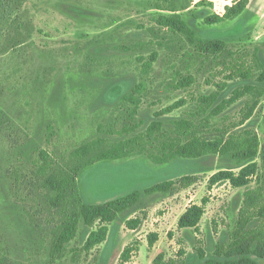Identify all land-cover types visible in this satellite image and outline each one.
Returning a JSON list of instances; mask_svg holds the SVG:
<instances>
[{"label":"rangeland","instance_id":"obj_1","mask_svg":"<svg viewBox=\"0 0 264 264\" xmlns=\"http://www.w3.org/2000/svg\"><path fill=\"white\" fill-rule=\"evenodd\" d=\"M236 1L20 0L19 44L8 43L12 28L0 37V257L10 264H155L158 255L174 264H264L256 252L264 248V0L223 17ZM172 14L195 38L221 39L225 48L201 53L158 25L159 15ZM230 137L223 153L177 154L194 138ZM244 139L258 142L257 154L236 158ZM82 146L87 151L76 155ZM249 162L257 171L246 185L222 180L208 188L215 172ZM78 166L85 203L133 190L140 197L109 223L104 241L87 249L99 224L79 217L75 235L55 252L65 211L47 181ZM165 181L167 189L145 192ZM203 197L198 227L179 228L185 208ZM136 217L140 224L129 228ZM152 233L158 238L150 245Z\"/></svg>","mask_w":264,"mask_h":264},{"label":"trees","instance_id":"obj_2","mask_svg":"<svg viewBox=\"0 0 264 264\" xmlns=\"http://www.w3.org/2000/svg\"><path fill=\"white\" fill-rule=\"evenodd\" d=\"M248 0H238L230 6L225 7V13L223 17H232L240 13L243 8L247 6ZM20 9V0H0V37L9 32V29H14L16 35L8 38L10 47L19 44V27H21L18 21V11ZM214 18V17H213ZM220 18V17H217ZM222 18V17H221ZM158 25L167 28L173 32L184 34L187 39L194 44L196 50L206 54H216L225 48V43L221 39L216 38H195L194 30L183 20L179 15H159L157 18ZM17 25V26H15ZM244 74V73H243ZM246 89L250 87H245ZM254 107H250L248 112L244 116V120L249 118ZM185 124V123H183ZM233 138L223 141L219 139L214 142H202L199 139H192L189 142L182 145L177 154L181 156L196 155L198 154L197 148H212L218 153H223L229 144H232ZM259 144L255 140L244 139L240 147L236 149L232 154L236 158L248 159L257 154ZM87 151V146H82L75 151L76 155H83ZM117 155V150L110 151L102 154V158L113 157ZM261 157L264 161V143L261 145ZM80 166L74 167L69 173L61 174L60 176H53L48 179V187L55 191L53 204L64 207L65 217L63 225L59 235L56 238L54 251L58 252L63 244L69 241L76 233L78 219L81 217L83 223L87 226H92L98 222L97 229L90 231L85 247L87 249L99 244L106 239L108 233V225L116 219L118 214L122 213L132 205H134L140 197L139 190H133L132 192L106 200L98 203H85L80 195L77 187L76 178L80 171ZM257 164L255 162H249L242 166L239 171L220 170L215 172L208 181V188H212L214 184L219 181L227 180L234 186L246 185L250 178L256 173ZM171 184L170 181L160 182L152 187L145 189V192L153 190H164ZM207 197H203L200 204H190L177 220V226L179 228H193L196 229L200 222V219L204 213V207L207 203ZM65 203V204H64ZM69 208V209H68ZM140 224L139 218L129 219L127 226L129 228H136ZM157 234L152 233L149 235V244L152 245L157 240ZM257 252V258L264 257V248L259 249ZM129 254V248H126L122 255L123 260L127 259ZM229 254H233L230 251ZM155 264H174L173 261H162L161 255H158L155 260ZM209 264H263L256 262L248 258H224L221 260L208 261ZM0 264H10L7 259L0 257ZM13 264V263H12Z\"/></svg>","mask_w":264,"mask_h":264}]
</instances>
